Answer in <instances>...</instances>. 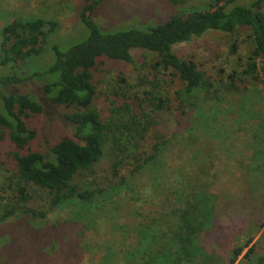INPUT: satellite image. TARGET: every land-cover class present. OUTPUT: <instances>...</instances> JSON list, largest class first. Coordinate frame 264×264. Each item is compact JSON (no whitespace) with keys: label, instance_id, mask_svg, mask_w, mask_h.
<instances>
[{"label":"trees","instance_id":"trees-1","mask_svg":"<svg viewBox=\"0 0 264 264\" xmlns=\"http://www.w3.org/2000/svg\"><path fill=\"white\" fill-rule=\"evenodd\" d=\"M171 1L176 4V0ZM102 2L84 0L77 13L83 29L81 39L65 49L52 45L53 61L45 69L32 70L25 76L15 72L0 75V138L7 137L11 144L14 172L7 179L14 181L16 197L0 207V227L16 218L28 224L35 219L37 224L51 210L65 209L67 219L80 227L102 221L111 226L83 243L89 264H234L244 248L243 257L249 258L256 243L254 237H248L250 231L244 234L246 241L230 247L226 257L210 251L216 227L214 199L204 196L205 192L193 191V175L185 171L192 165V154L187 164L175 162V153L180 156L185 146L184 137L178 140L180 133H173L166 141L156 136L157 141L149 149L140 150L154 124L151 114L168 110L170 100L152 88L143 97L135 95L131 99L141 107L136 111L124 102L130 98L125 94L128 84L119 77V89L111 94L114 98L120 96L123 102L112 101L109 116L102 118L94 105L97 86L93 74L106 58L132 62L131 51L144 49L156 56L150 65L155 73L175 75L181 81L182 87L176 92L179 114L186 113L187 104L190 109H201L190 99H196L198 92L208 94L212 84L193 61L177 56L173 46L209 30L233 34L247 28L252 48L244 73L255 83L264 80L262 0L249 4L197 0L201 5H186L165 21L116 29H104L93 21L92 13ZM58 27L57 20L43 17H18L5 24L0 28V64H12L9 66L18 71L28 69L30 59L41 54L42 45ZM27 79L43 80V93L50 103L70 109L67 117L80 142L64 137L50 147L48 154L29 149L36 132L27 126L25 118L39 114L43 106L32 94L12 91ZM146 83L152 81L145 79ZM202 127L199 130L204 132ZM261 143L253 139L256 151L251 158L264 157ZM105 153L110 155L109 170L117 181L99 186L96 165ZM125 166L127 171L121 173ZM147 188L150 192L144 195ZM0 191H4L3 185ZM39 195L46 211L32 207ZM151 197L155 203L152 212L131 204ZM124 205L131 207L123 209ZM208 230L210 237L204 233ZM255 260L256 264H264V254Z\"/></svg>","mask_w":264,"mask_h":264},{"label":"rangeland","instance_id":"rangeland-1","mask_svg":"<svg viewBox=\"0 0 264 264\" xmlns=\"http://www.w3.org/2000/svg\"><path fill=\"white\" fill-rule=\"evenodd\" d=\"M196 1L176 0L174 4L171 0H103L92 13V19L104 29L147 26L165 21L186 5H201ZM251 1L239 0V3L249 4ZM83 2L0 0V28L18 17L52 18L59 24L57 32L42 45L41 54L30 59L28 69L18 71L17 67H10L12 64H0V75L15 72L25 76L32 70H43L53 61L52 45L65 49L79 41L83 29L77 13ZM262 8L264 11V0ZM251 48L247 28H239L233 34L209 30L199 37L175 44L174 53L193 61L212 84L208 94L198 92L196 99H190L201 109H190L187 104L183 114H179L176 97L177 90L182 87L181 81L175 75L155 73L150 65L156 56L151 52L133 49L132 62L106 58L93 74L97 86L94 105L102 118L109 116L112 101L116 104L123 102L120 96L114 98L111 94L119 89V77L128 84L125 94L130 98L124 99V102L136 111L141 107L131 99L136 98L135 95L143 97L152 88L170 100L168 110L151 114L154 124L140 150L149 149L157 141L156 136L166 141L177 132L175 136L181 134L178 140L185 138L181 155L176 156L175 153L173 158L177 164H187L188 156L192 154V165L185 171L193 175H189L193 191L205 192L204 196L206 194L214 199L216 227L210 251L226 257L230 247L243 244L247 235L254 237L253 242H256L249 258L243 257L247 250L244 248L234 264H256L257 256L264 254V157L255 155L251 158L252 152L256 151L252 148L253 139L257 143L262 142L259 144L260 153L264 154V80L255 83L244 73ZM145 79L152 84H144ZM43 85V80L27 79L12 87V91L32 94L42 104L39 114H31L25 120L27 126L36 132L29 149L48 154L50 147L64 137L80 141L73 134V125L67 117L70 109L50 103L43 93ZM145 112L150 114L148 109ZM201 127L205 128L204 132L199 130ZM174 149L179 150L178 147ZM10 153L12 148L7 137L0 138V188L4 187V191H0V207L16 200L12 190L14 181L7 179L14 172V160ZM109 168L110 155L105 153L96 165V184L104 186L112 180L117 181ZM126 171L125 166L121 173ZM149 192L147 188L143 194ZM131 204L135 208L141 206L143 211L152 212L155 209L153 197L144 202L135 200ZM32 207L47 210L42 195L34 198ZM129 207L131 205H124L123 209ZM67 215L68 210L53 209L44 219H38L37 224L35 219L31 224L17 218L5 222L0 227V264H89L83 243L94 233L102 235L111 226L102 221L97 225L80 227L70 222ZM92 226L101 228L96 230ZM247 231L250 232L244 236ZM204 233L211 236L210 230Z\"/></svg>","mask_w":264,"mask_h":264}]
</instances>
